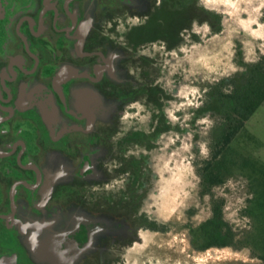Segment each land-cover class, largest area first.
I'll list each match as a JSON object with an SVG mask.
<instances>
[{
	"label": "rangeland",
	"instance_id": "rangeland-1",
	"mask_svg": "<svg viewBox=\"0 0 264 264\" xmlns=\"http://www.w3.org/2000/svg\"><path fill=\"white\" fill-rule=\"evenodd\" d=\"M197 1L219 20H196L190 26L184 7L173 34L169 27L158 34L151 28L136 39L129 80L139 89L130 93L136 100L128 102L114 123L116 137L139 132L143 138L117 144L109 153L113 156L102 159L109 175L98 173L104 184L96 190L99 212L92 220L104 221L106 227L98 224V232L82 247L70 252L57 248L60 253H53L48 239L63 236L64 222L38 221L35 231L43 232L29 240L36 264H263L259 251L247 241L256 224L249 214L254 186L248 176L236 170L205 192L199 170L212 156L218 131L219 115L206 106L209 92L216 87L232 89L245 78L244 64L264 55V0ZM141 20L131 17L130 24ZM130 24L122 20L121 31ZM214 25L221 29L215 31ZM120 36L115 39L122 41ZM263 107L233 142L238 161L249 156L264 161ZM213 198L224 200V217L236 236L231 245L201 250L190 230L211 217ZM108 205L113 217L103 211ZM103 236L114 237L115 244L99 248L103 253L93 261ZM129 239L133 242L127 244Z\"/></svg>",
	"mask_w": 264,
	"mask_h": 264
},
{
	"label": "flooded vegetation",
	"instance_id": "flooded-vegetation-1",
	"mask_svg": "<svg viewBox=\"0 0 264 264\" xmlns=\"http://www.w3.org/2000/svg\"><path fill=\"white\" fill-rule=\"evenodd\" d=\"M192 4L0 0V264H36L29 240L43 232L35 231L40 220L64 222L63 236L53 239L64 252L87 244L98 224L106 227L92 220L104 184L98 173L109 175L102 159L117 144L143 138L139 132L116 137L114 123L139 89L129 80L136 39L151 28L173 34L184 7L191 26ZM131 17L142 20L130 24ZM122 20L130 24L123 31ZM103 211L114 216L110 206ZM115 241L100 237L91 259Z\"/></svg>",
	"mask_w": 264,
	"mask_h": 264
},
{
	"label": "trees",
	"instance_id": "trees-1",
	"mask_svg": "<svg viewBox=\"0 0 264 264\" xmlns=\"http://www.w3.org/2000/svg\"><path fill=\"white\" fill-rule=\"evenodd\" d=\"M193 0L192 19L211 21L218 15L198 5ZM220 26L214 25L219 31ZM246 65L245 78L228 91L214 88L209 92L206 106L219 115L218 130L214 137V148L210 159L203 161L199 174L205 192L224 183L238 170L248 176L254 186L250 200L249 214L256 222L255 233L247 241L259 251L257 257L264 264V161L252 157H242L240 161L233 156V142L246 129V123L264 103V55L252 64ZM248 136V135H247ZM250 139L253 135L248 136ZM224 200L212 199V215L190 230L192 241L201 250L213 246L231 245L236 233L224 217ZM155 228V226H153Z\"/></svg>",
	"mask_w": 264,
	"mask_h": 264
},
{
	"label": "water",
	"instance_id": "water-1",
	"mask_svg": "<svg viewBox=\"0 0 264 264\" xmlns=\"http://www.w3.org/2000/svg\"><path fill=\"white\" fill-rule=\"evenodd\" d=\"M37 227H38V226H37ZM30 239H31V241H32V240H33V236H31ZM53 244H54V242H53V239H52V240L50 241V245H52L53 249L51 248L50 251L53 252V253H54V252H55V253H60L59 250H57V248H56L55 245H53ZM63 264H64V263H63Z\"/></svg>",
	"mask_w": 264,
	"mask_h": 264
},
{
	"label": "crops",
	"instance_id": "crops-1",
	"mask_svg": "<svg viewBox=\"0 0 264 264\" xmlns=\"http://www.w3.org/2000/svg\"><path fill=\"white\" fill-rule=\"evenodd\" d=\"M262 105L264 106V103H263ZM263 108H264V107H263ZM263 110H264V109H263ZM262 117H263V120H262V121H263V123H264V111H263V116H262ZM263 127H264V126H263ZM263 148H264V146H263Z\"/></svg>",
	"mask_w": 264,
	"mask_h": 264
}]
</instances>
